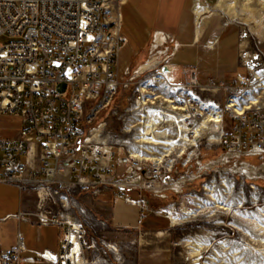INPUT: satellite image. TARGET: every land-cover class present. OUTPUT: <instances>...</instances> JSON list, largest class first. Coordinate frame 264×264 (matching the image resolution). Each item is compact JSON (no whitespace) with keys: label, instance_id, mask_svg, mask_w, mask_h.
Wrapping results in <instances>:
<instances>
[{"label":"rangeland","instance_id":"1","mask_svg":"<svg viewBox=\"0 0 264 264\" xmlns=\"http://www.w3.org/2000/svg\"><path fill=\"white\" fill-rule=\"evenodd\" d=\"M213 1L205 0L208 7L201 15L206 16V22L199 41L185 48L192 57L180 61L181 68L172 69V64L179 59L171 58L170 50L162 45L163 52L144 72H135L137 67L133 60L128 72L117 74L120 85L108 109L101 113L105 124L98 137L93 139V142L114 152L109 163L114 162L118 153L128 156L135 151L148 157L163 153L161 146L135 141L140 134L137 130L142 120V109H134L136 100L143 96L140 90H137L139 94L136 91L141 85L154 92L148 97L162 95L175 98V94H180L193 106L205 111L216 104L224 111V130L228 129L230 122L228 112L224 110L229 99L233 98L243 105L252 97L259 96L264 102V6L254 0L252 7L260 11L256 17L246 10H239L246 18L242 21L231 19L225 11L214 7ZM120 14L123 31L130 39L117 54L119 67H122L139 52L133 51L132 43L141 46L148 36L143 29L147 23L132 0L120 5ZM152 37L148 42L146 60L150 56ZM11 40L13 38L7 34L0 35V43ZM138 55L141 59L144 56L143 52ZM164 67L167 69L163 70ZM195 74L196 83H190ZM153 76H157L156 79H152ZM201 103L205 106L202 107ZM250 109L264 114L262 104ZM22 126L17 116H0L1 135L14 137ZM172 129L169 128L170 131ZM221 152L220 143H209L203 136L197 148L190 146L181 156L176 150L166 156V160L158 165L156 176L151 173L153 166L148 161L136 158L140 187L124 190L130 198L142 199L147 204L146 209H139L136 227L116 224L113 219L114 198L118 192L113 183L128 180L125 167H116L117 176L100 184L98 191H77L65 208L50 207L82 224L85 230V243L81 250L84 264H135L140 249L147 254L148 260L157 258L167 264H264V248L257 242L259 237H264V233L257 236L256 233L250 234L249 228L239 218L233 217L229 210L218 208L213 199L241 215L254 212L264 206L263 172L253 178L242 176L234 172L230 162L208 169L201 178L183 184L179 191L169 187L170 181L178 179L183 173L180 163L184 159H194L198 155L203 161H208L216 159ZM173 159L178 161V173L168 170ZM246 160L254 165L264 162V159L258 158ZM18 199L15 185L0 182V215L15 211ZM169 212L176 219L172 225L167 217ZM16 224L17 220L10 218L0 227L16 231ZM55 232L56 228L51 224H34L33 227L25 224V243L32 241L38 244L39 236L47 240L49 235L53 238ZM195 244L202 246L196 257L189 253L190 247Z\"/></svg>","mask_w":264,"mask_h":264},{"label":"built area","instance_id":"2","mask_svg":"<svg viewBox=\"0 0 264 264\" xmlns=\"http://www.w3.org/2000/svg\"><path fill=\"white\" fill-rule=\"evenodd\" d=\"M123 1L0 0V35L13 38L0 43V116H17L23 124L14 137L0 134V182L34 194L36 209L21 213L20 219L63 227L58 253L42 250L35 257H22L23 238L18 233L15 247L0 256V264H72L68 257L74 246L71 233L78 240L82 259V224L50 206L65 208L75 190L98 191L100 184L117 176L116 167L126 168L128 180L113 183L118 187L115 201L143 210L147 207L144 200L124 192L140 187L137 159L118 153L109 163L114 152L108 149L103 158L102 146L88 139L89 133L105 124L101 113L108 109L120 85L115 57L126 42L119 11ZM151 51L150 47V55ZM196 76L190 83H196ZM60 82L65 83L63 91L57 88ZM173 97L170 99L178 100V94ZM219 110L222 152L208 161L198 155L184 159L180 163L184 171L170 181L171 190L179 191L208 169L230 162L234 172L252 178L254 164L246 158L264 159V114L253 109L236 113L225 107L230 122L224 130V111ZM191 111L189 128L201 117L195 108ZM202 139L203 135L197 137L184 153L190 146L197 148ZM177 164L173 159L168 170L178 173ZM152 166L151 173L156 176L159 167ZM174 185L180 188L176 190Z\"/></svg>","mask_w":264,"mask_h":264},{"label":"bare ground","instance_id":"3","mask_svg":"<svg viewBox=\"0 0 264 264\" xmlns=\"http://www.w3.org/2000/svg\"><path fill=\"white\" fill-rule=\"evenodd\" d=\"M256 1L259 2L260 6H264V0ZM254 2V0H214L213 6L220 11H225L231 19H241L243 21L246 18L239 13V10H246L252 14L253 17L260 15V11L252 7ZM186 7L188 12L193 16V38L197 40L200 37L202 27L206 22V16L203 17L201 14L208 6L205 3V0H187ZM164 40L165 34L157 30L151 46V55L142 64L137 66V73L144 72V70L154 65L156 59L158 58L156 53L161 51V45L164 44ZM160 74L166 76L162 72ZM156 77L157 76H153L152 79H156ZM138 89L142 92L143 96L136 100L137 104L134 109H142V113H140L142 120L139 122L140 126L137 130V133L140 134L139 136L137 135L138 138L136 137L137 139L135 141L141 143H153V145L161 146L162 148L160 149L163 153L161 156L156 154L148 157L143 156L139 152L137 153L135 151H131L130 157H134L139 160L143 158L152 165L158 166L161 162L166 160L165 157L169 156L172 151L176 150L178 156H181L185 152L187 145L196 143V138L199 136H205L209 143H218L221 114L216 104L209 106L210 110L201 111L199 107L193 106L180 94H178L177 99L182 102L178 103L171 100L170 97H164L162 95L148 97L149 94L154 95V92L147 90V88L142 85ZM259 104L264 106L263 100H261L259 96H254L247 100L246 104L243 105L238 104L236 100L231 98L226 106L236 113H242L247 109L258 107ZM201 106L204 107L205 105L201 103ZM194 108L197 113L201 114V117L194 122L191 128H189L187 120L193 115L191 110H194ZM102 126L103 124L98 128H95L92 133H89L88 139L92 140L97 138L98 132ZM171 127L173 129L170 131L169 128ZM188 133H191V136H189ZM146 135H150V137H147ZM102 149L103 158H105L108 154V148L106 146H102ZM263 171L264 162L253 165L252 178L257 177V174ZM173 188L178 190L180 186L174 185ZM213 199L218 208L229 210L230 213H233V217L239 218L243 224L249 228L250 234L251 232L254 233V235L256 233L257 236L264 233V206L258 207L250 214L241 215L238 214L237 210L232 209L228 205L223 206L222 204H219V201L216 198ZM167 217L170 220L171 225L176 223V219L171 212L167 214ZM69 220L71 221V219ZM70 238L72 239L74 246L68 254V257L71 258L72 264H84V261L79 255L80 247L78 240L72 233L70 234ZM257 242L260 245H263L264 248V237H259ZM201 247L202 246L200 244L192 245L189 253L196 257V254L199 252Z\"/></svg>","mask_w":264,"mask_h":264},{"label":"crops","instance_id":"4","mask_svg":"<svg viewBox=\"0 0 264 264\" xmlns=\"http://www.w3.org/2000/svg\"><path fill=\"white\" fill-rule=\"evenodd\" d=\"M127 0H124L121 4L126 3ZM136 10L138 8L141 10L142 17L145 20L147 25H144V30L147 33L148 39L140 46L139 44L133 42L132 49L136 53L133 59L124 63L122 67H119L118 64V55L115 58V67L117 74H124L129 71L130 63L134 60L136 67L139 64H142L146 59L148 51V42L151 40V37L154 32L157 30L165 34V40L163 48L170 50L171 58H178L176 64H172V69L181 68L180 61H186L192 57L187 49L192 44L199 41V38L195 40L193 38L194 31L191 27V22L193 16L188 12L186 4L187 0H132ZM120 4V5H121ZM137 5V6H136ZM120 11V6H119ZM122 19V18H121ZM122 21V20H121ZM121 33L125 37L126 42L129 43L130 39L126 36L123 31V25L121 27ZM139 45V46H138ZM186 46V47H185ZM140 52H143L144 56L138 58ZM119 54V53H118ZM17 188V187H16ZM18 189V188H17ZM19 192V199L15 211L6 212L0 215V224L6 222L10 218L17 220L16 231L9 230L7 228L0 227V256L3 253L10 251L15 247L17 234L20 233L23 238V248L24 251L21 253L22 257H35L36 252H41L42 250H48L53 253H58L59 251V239L62 235L63 227L59 224H51L56 228L54 237L52 238L49 235V238L42 239L41 236L37 238L38 244L32 241H28V244L25 243V224H29L30 227H33L34 224H38L35 219H20L19 216L25 211H33L36 209V199L31 197L33 195L30 192ZM77 193V190L73 192L72 198ZM33 198V199H32ZM138 212L139 208L125 201H115V206L113 209V219L116 224L125 226V227H136L138 223ZM41 225V224H38ZM50 225V224H47ZM46 226V225H44ZM23 228V229H21ZM135 264H167L162 263L157 258L149 259L147 254L141 249L137 254V259Z\"/></svg>","mask_w":264,"mask_h":264},{"label":"water","instance_id":"5","mask_svg":"<svg viewBox=\"0 0 264 264\" xmlns=\"http://www.w3.org/2000/svg\"><path fill=\"white\" fill-rule=\"evenodd\" d=\"M166 69L167 68H165V67L163 68V70H166ZM64 87H65V83L64 82H60L57 85V88H58L59 91H63Z\"/></svg>","mask_w":264,"mask_h":264}]
</instances>
